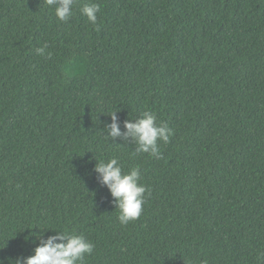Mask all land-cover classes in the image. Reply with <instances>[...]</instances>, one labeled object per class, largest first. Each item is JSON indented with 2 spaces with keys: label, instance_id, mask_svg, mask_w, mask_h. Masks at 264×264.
Listing matches in <instances>:
<instances>
[{
  "label": "trees",
  "instance_id": "obj_1",
  "mask_svg": "<svg viewBox=\"0 0 264 264\" xmlns=\"http://www.w3.org/2000/svg\"><path fill=\"white\" fill-rule=\"evenodd\" d=\"M92 2L98 30L0 0V261L68 230L85 264H264V0ZM145 111L173 130L160 158L108 136ZM111 158L148 189L127 225Z\"/></svg>",
  "mask_w": 264,
  "mask_h": 264
},
{
  "label": "clouds",
  "instance_id": "obj_2",
  "mask_svg": "<svg viewBox=\"0 0 264 264\" xmlns=\"http://www.w3.org/2000/svg\"><path fill=\"white\" fill-rule=\"evenodd\" d=\"M49 8L54 9L56 18L61 22L69 21L78 9L81 15L94 26H97L100 5L86 0H45ZM48 45L37 48L40 56L46 54ZM52 53L47 52V57ZM111 123L107 125L108 136L111 138L123 135L125 139L131 138L136 144L137 153H147L152 157L160 158V142L167 144L173 135V130L166 124L157 121L155 113L143 112L136 119L124 121L126 131L122 134L117 122L116 112L110 114ZM100 177V182L107 186L113 199L115 208L119 210L118 220L122 225H127L137 220L143 211L147 186L141 183L140 168L133 167L127 171L120 165L118 158H111L107 162L101 160L96 163L94 169ZM47 239H43V233L39 235L40 244L35 247L34 254L27 257H18L14 264H85L86 255L93 253L95 245L88 240L83 233L54 231ZM0 264H3L0 261ZM203 264H207L206 261Z\"/></svg>",
  "mask_w": 264,
  "mask_h": 264
}]
</instances>
